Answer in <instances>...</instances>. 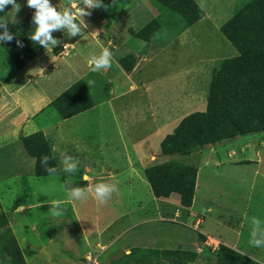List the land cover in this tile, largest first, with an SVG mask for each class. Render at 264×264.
<instances>
[{"label": "crops", "instance_id": "1", "mask_svg": "<svg viewBox=\"0 0 264 264\" xmlns=\"http://www.w3.org/2000/svg\"><path fill=\"white\" fill-rule=\"evenodd\" d=\"M20 1H18L19 4ZM248 1L195 0L199 6L203 4L201 7L203 16L187 27L182 25L176 27L171 30L172 32L169 30L170 26H166L165 29H168L170 34L164 44L170 49L175 45L176 49L172 51L177 56L176 42L178 45L186 43L193 45L195 42L203 41L201 34H207L204 40L207 39L209 42L211 37L217 38L216 40H220L221 44L227 48L226 42L216 33H220L221 25ZM80 6H83L80 5V0H75L71 1L69 7L76 16L77 22L82 25L85 22L87 25L84 29L86 39L79 35L69 38L65 30L54 31L52 33L54 37L68 43L66 49H63V43L53 48L49 47L47 50L43 48L21 69H17L14 65V68L5 76H0V151L2 152V149L11 143H17L18 140L23 144V137L42 132L50 144L59 170L58 174L78 176L77 182L82 183L73 185L74 187H93L91 197L96 204L100 201L95 198L94 186L97 183H106L103 181L106 177L124 176L123 180L130 191L151 193V201L157 205L155 210L160 214L161 221L177 219L178 225L174 228L175 244L184 241L181 236L186 233L184 232L187 231L186 229L194 230L199 227L200 232L194 236H199L204 242L213 238L264 264V248L251 247L248 243L252 224L247 231H244L246 222L251 223L252 216L261 220L259 227L263 231L264 213L261 212L260 207L248 208V198L245 207L237 208V219H239L237 220V238L233 237L231 245L220 242L209 234L212 227L215 230H221L220 234L234 231V228L229 230L233 227V223L229 217L231 212H227L228 208L234 209L225 202L233 190L237 191V182L243 174L249 177L250 187L253 185L254 188L257 187L255 183L258 176L264 180V174L260 169L263 161L261 149L264 148V132L253 133L250 136L249 134L237 135L194 150L196 176L190 206L180 204L178 193H171L167 197L154 196L151 185L145 177V169L148 167L170 160L175 161L177 156L187 157L179 154H162L160 143L166 135L174 131L183 117L192 112L206 110L210 80L214 71L225 59L236 57L237 50L236 54L233 52L234 54L229 56L217 57L215 62H218V66L213 67L212 71L210 69L208 73L206 68H201L196 76L195 73L184 75L185 82L190 83V86L185 85L186 91L180 89L177 92L176 88L171 87L168 95L161 94L158 80L155 79L157 75L155 70L151 73L152 67L148 66L147 75H141L140 72L146 67L145 62L150 63L145 48L159 33L158 31L163 29L161 26L163 19L167 24L177 23L168 16L167 11L152 8L148 4L146 9L151 19L141 28L135 29L134 16L127 21L117 19L110 22L107 20L92 22L77 15ZM33 12V9L28 6L25 9L20 7L18 12H14L10 7L6 12L10 13L8 29L14 35L19 33L18 27L10 26L21 23L20 19H23L27 13L33 14ZM136 12L143 16L141 10ZM153 21H157L158 24L151 37L145 39L136 35V32ZM2 31L3 29H0V32ZM132 39H134L133 44L126 46L125 41ZM227 41L229 42L228 39ZM105 48L112 52L111 67L102 68L100 72H92L87 59L92 55H99ZM187 51L189 56L190 50ZM128 54H132L135 60L130 70L124 69L119 62L120 58ZM178 54H181V51ZM213 58L207 61L212 62ZM179 60L183 61L182 58ZM208 62L202 61L199 65H205ZM80 80L83 81L88 93L85 101L90 105L74 115L62 117L52 101ZM201 81L206 82L205 87L200 86ZM91 88L99 91V94L96 96L92 94ZM54 146L79 161L76 172L65 173L62 170L60 155L53 151ZM25 153H27L26 156L21 155V160L22 157L24 158L21 165L16 163L18 154H11L8 157L0 156V171H7L0 173L1 176L10 178L33 176L35 158L27 151ZM121 161L123 162L117 163ZM127 173L128 179L125 176ZM214 178H216L215 181ZM29 190L25 183V192ZM125 192H127L126 188ZM261 193L262 191L257 187V195ZM25 196L27 197L28 194ZM204 201L208 203L203 205ZM62 203H72L74 206L73 201ZM107 203L112 204V201L107 199ZM18 208H25L23 202L17 204ZM196 222L199 224L196 225ZM128 251L130 250H125L127 253Z\"/></svg>", "mask_w": 264, "mask_h": 264}, {"label": "rangeland", "instance_id": "2", "mask_svg": "<svg viewBox=\"0 0 264 264\" xmlns=\"http://www.w3.org/2000/svg\"><path fill=\"white\" fill-rule=\"evenodd\" d=\"M71 1L75 0H51V3L54 6L59 5L60 8H70ZM103 3L108 7L91 9V15L84 17L92 22L98 20L110 22L117 19L127 21L134 16L133 25L135 29H138L151 19V16H148L150 13L146 9L148 4L152 8L159 9L150 0H103ZM20 5L22 9H25L27 6L26 0H21ZM10 7L11 5L3 13H0V16L7 15L9 17L10 13L7 14L6 12ZM139 10L143 12V16L137 12L135 13ZM33 11L35 10L33 9ZM167 14L177 23L167 24L163 19L161 23L163 29L158 31L159 33L155 35L151 43L146 45L148 47L145 48V51L149 56L150 63L145 62L146 67L142 69L140 74L147 75L148 66H151V73L155 70L157 74L155 79L158 80L161 94L168 95V90L171 87L176 88L177 92L180 89L186 91L185 85L190 86V83L185 82L184 75L195 73L196 76L201 68H206L208 73L210 69L212 71L213 67L218 66V62H215L217 57L221 58L236 54V49L221 32L216 33V35L226 42L227 48L221 44L220 40L217 41V38L211 37L208 42L207 39L204 40L207 34H201L200 37L203 41L195 42L193 45L192 43L178 45V42H176L177 56H175L173 51L176 46L174 45L170 49L164 44V41L169 37L171 30L182 25V20L175 13L168 11ZM27 15L30 14L27 13L24 17ZM20 20L22 21V19ZM166 26H170V32L165 29ZM10 27H18L19 33L24 28L20 22L16 26L11 25ZM133 40L125 41V45L131 46ZM6 43L0 42V76H5L7 72L14 68L12 58L4 48ZM152 45L153 47H150ZM187 50H190L189 56H187ZM180 51L181 54H178ZM212 57H214L212 62H208L207 60ZM181 58L183 61L179 60ZM202 61H206L208 64L199 65ZM199 79L202 80V78ZM201 82L200 86L205 87L206 82ZM91 93L96 96L99 91L91 88ZM248 134L250 136L253 133ZM195 149L199 148L192 149L193 154L191 155L190 152L182 154L187 157L177 156L175 161L196 168ZM25 152L24 144L18 140L17 143L14 142L4 147L2 152L0 151V156L8 157L11 154H18L16 163L21 165L24 160L23 157L21 160V155L26 156L27 153ZM261 156L263 161L260 169L264 174V148L261 149ZM33 170L34 175L26 178H10L0 174V218L1 216L8 218V226L10 227V232L6 233V237L2 242V245L5 246V252L8 253L7 255H12L9 253H13L14 250L17 251L18 247L25 264H216L218 254L215 253V250H212L211 246L206 244L202 238L194 236V234L197 235L200 232L201 228L186 229L187 231H184L186 233L184 235L182 233L183 236H181L184 241L175 244L176 231L174 228L178 225L177 219L175 221H161L160 214L155 210L157 205L151 201V193H148V191L143 193L130 191L123 180L125 179L124 176L114 175L104 178L103 181L106 184H115L118 191L113 192L108 198V201H112V204L107 203V200L104 203L99 202L96 204L91 197V193L85 200L74 201L68 199L64 188L65 181L73 180L74 184L69 183L67 185L68 188H72L73 185L79 183L77 182L79 180L78 176L72 174L36 176L35 166ZM4 172L7 171H0V173ZM125 176L128 179V173ZM215 180L216 178H214ZM117 181L118 183H116ZM25 183L30 189L29 192H25ZM255 185L262 191L261 195H257V187L254 188V185L250 187L249 177L243 174L240 181L237 182V191L233 190V193L231 192L228 195L229 198L225 202L234 209H227L228 213L231 212L229 217L233 223V227H230L229 230L234 228V231L230 230L220 234L221 230H215L212 227L209 232L210 235H213L220 242L231 245L233 237L237 238V220H239L237 219V208L245 207L247 198L248 208L260 207L261 212L264 213V180L258 176ZM124 187L128 193L125 192ZM17 199L19 200L17 201ZM50 200L73 201L74 206L72 203H62L60 209L63 214L56 216L50 210ZM22 202L25 208L17 209V204ZM207 203V201H204L203 205ZM199 204L201 203L199 202ZM171 215L173 216V212ZM250 226L251 223L247 221L244 231H247ZM172 241L174 242L172 243ZM134 246H139L140 249H134L136 248ZM127 249L132 253L127 255L130 252H125ZM145 249H153V251H144ZM157 250L190 251L196 255L192 262L184 263L169 258V251L159 252Z\"/></svg>", "mask_w": 264, "mask_h": 264}, {"label": "trees", "instance_id": "3", "mask_svg": "<svg viewBox=\"0 0 264 264\" xmlns=\"http://www.w3.org/2000/svg\"><path fill=\"white\" fill-rule=\"evenodd\" d=\"M150 1L159 10L177 14L183 27L193 24L204 14L195 0ZM31 17L30 14L22 19L23 30L4 47L18 69L24 67L43 49L28 38L34 27ZM157 24V21L146 24L136 35L148 39ZM220 30L236 48L238 55L225 59L214 71L210 80L206 110L186 115L174 131L162 139L160 146L164 155H182L222 139L264 132V0H249L221 25ZM17 40L22 42V47L18 46ZM134 61L132 54L119 59L126 70L134 66ZM87 97L86 87L80 80L57 96L52 104L62 117H68L89 107L90 104L85 101ZM22 142L25 150L35 158L37 175H49L40 162L43 156H49V166L57 168L50 144L42 132L23 137ZM195 176L196 168L173 160L145 169V177L154 196L167 197L171 193H178L180 204L183 206H190L192 203ZM8 222V218L1 216L0 264H25L18 247L17 251L9 253L12 255H7L4 250L2 242L6 233L10 232ZM157 251H169V258L184 263L192 262L196 255L190 251ZM131 253L132 251L127 255ZM215 253L218 254L216 264H261L222 243L218 244Z\"/></svg>", "mask_w": 264, "mask_h": 264}, {"label": "clouds", "instance_id": "4", "mask_svg": "<svg viewBox=\"0 0 264 264\" xmlns=\"http://www.w3.org/2000/svg\"><path fill=\"white\" fill-rule=\"evenodd\" d=\"M27 6L35 11L31 17V23L34 26L28 38L34 43L42 46L45 50L49 47L53 48L61 43L63 47L66 48L68 43H64L58 38L54 37L52 33L54 31L65 30L69 38L74 36H81V38L86 39V34L84 29L87 27L85 22L83 25L77 22L76 16L73 15L71 8L64 7L60 8L54 6L51 0H26ZM11 5V9L14 12L20 10L21 5L17 3V0H0V13H3L5 9ZM80 6L77 15L83 19L84 16L91 15V9L94 8H107L104 5L103 0H80ZM203 7V4L200 5ZM59 9V10H58ZM14 23V21H12ZM9 17L0 16V42H11L16 37L8 29ZM18 46H23L22 42L17 40ZM112 62V52L105 48L102 49L99 55H92L87 59V64L92 72H100L102 68L107 69L111 67ZM54 152H58L60 155V164L62 170L65 173H74L78 170L79 161L68 154L65 151H60L57 147H53ZM49 156H43L41 158V164L44 166L45 171L49 175L58 174L59 170L56 167L49 166L48 160ZM73 183V180L65 181L64 188L66 195L69 200L81 201L87 199L88 195L93 192V187L82 188V187H72L70 190L67 185ZM118 188L115 184L97 183L94 186L95 198L101 203L106 202V200L111 196L113 192H117ZM61 201L50 200L51 211L53 215L59 216L63 212L60 209ZM252 228L249 235L248 243L251 247L264 248V231L260 230L261 220L252 216L251 218Z\"/></svg>", "mask_w": 264, "mask_h": 264}, {"label": "built area", "instance_id": "5", "mask_svg": "<svg viewBox=\"0 0 264 264\" xmlns=\"http://www.w3.org/2000/svg\"><path fill=\"white\" fill-rule=\"evenodd\" d=\"M63 47V46H62ZM67 48V47H66ZM66 48H64L63 47V49H66ZM199 224V222H196V225H198ZM206 244H208L209 246H211V249L212 250H216V249H218V244H219V242L218 241H216L215 239H213V238H209V240L206 242ZM93 263H96L95 261H92Z\"/></svg>", "mask_w": 264, "mask_h": 264}]
</instances>
